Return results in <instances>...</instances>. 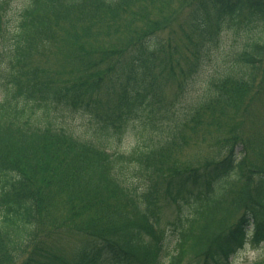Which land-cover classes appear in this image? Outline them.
<instances>
[{"label": "trees", "instance_id": "trees-1", "mask_svg": "<svg viewBox=\"0 0 264 264\" xmlns=\"http://www.w3.org/2000/svg\"><path fill=\"white\" fill-rule=\"evenodd\" d=\"M164 1L27 0L15 10L9 0H0V264L22 263L29 251L42 258L38 264H227L248 239L253 245L264 242V165L247 163V151L254 150L250 138L246 147L239 142L228 151L231 143L246 139L233 123L238 112L234 117L227 112L232 105L237 111L235 105L259 81L264 0H181L168 15L158 9L160 18L154 21L151 10ZM193 1L191 33L182 47L189 55L179 62L183 52L173 31L179 26L183 31L177 18ZM121 19L133 32L113 58L103 52L83 58L75 50L67 56L70 74L44 71L35 62L40 53L44 59L52 51L62 24H88V34L99 23L120 27ZM225 32L241 41L221 78H202L201 96L187 118L173 131L159 128L153 115L161 113L167 98L161 90L164 74L178 70L187 84L201 73ZM74 115L87 119L91 138L81 140L68 131ZM225 121L230 126L218 139L227 154L211 168L176 172L164 162L187 129L204 122L221 127ZM136 126L138 143L120 152L118 145ZM41 154L55 162L53 171L40 172L46 166ZM164 168L172 171L170 176ZM53 186L73 195L74 213L87 205L95 217L72 231L64 229L92 239L79 247L73 261L35 249L41 238V200L46 209L51 206ZM119 189L126 194L122 202L136 214L115 221L118 209H125L117 207ZM169 205L173 220L163 228ZM220 210L233 213L220 217ZM217 217L224 228H212Z\"/></svg>", "mask_w": 264, "mask_h": 264}, {"label": "rangeland", "instance_id": "rangeland-1", "mask_svg": "<svg viewBox=\"0 0 264 264\" xmlns=\"http://www.w3.org/2000/svg\"><path fill=\"white\" fill-rule=\"evenodd\" d=\"M9 1L13 9L16 10L21 9L27 0ZM175 1L177 3L174 4L170 0H165L162 3H159L154 10H151V15L154 21L160 18V14L157 13V10L161 7V10L166 15L171 11H175L177 6L179 7V2L181 0ZM193 2L194 4L183 10L177 18V20L184 25L183 31L180 30V26L173 31L174 43L176 42L180 48L179 50L183 52L178 55L177 60H179V62L182 58H185V54H187L186 50L182 49V47L185 44L184 37L191 33V30L187 25L189 24L190 16L197 4V2ZM166 5H168V7H165ZM118 21L120 27L116 28L107 23H99L97 24L99 27L95 28V24L90 27L88 34L84 30L88 27V24H82L81 26L78 24H62L56 32L55 46L52 47V51L46 54V56H48L44 59H42L43 52L40 53L41 56L38 58L36 57L35 62L40 64V68L44 71L55 72L58 74L65 72L70 74L72 65L68 57H71V53L75 54V50H77L83 58L90 57L91 55L96 54V52H103L105 55L113 58L115 56L114 53H118L122 47L126 46L124 44L129 42L131 39L129 38V35L133 32L130 27L125 26L127 19H121ZM69 29H72L76 33L70 32ZM72 33L74 34L73 36L71 35ZM164 35L166 37L169 36V31L165 32ZM240 41L241 39L234 36L231 32L221 34L218 46L211 54H207L201 73L195 75L192 79L193 81L190 80L187 84L181 81L185 75L182 76L178 70H174L173 74H164L167 80H165L161 90L165 92L164 94L167 98L162 105L163 109L161 113L153 115V121L159 126V128L173 131L181 122H183L184 119L187 118L185 116L189 114L192 105L196 103L195 101H198L201 96V79L207 78V80H219L223 71L222 68L227 61L231 62L228 60L229 54L232 52V49L236 48ZM182 65L186 69V63H182ZM232 72L233 71H231V73ZM258 80L257 86L252 88L250 93L235 105L237 106V111L236 108L234 109L233 105L227 107V112L230 113V117H234L238 112L239 118L241 119L239 120L237 117V121L233 123H235L237 128L245 134L246 139L244 142L241 138V140H236L234 143H231L228 151L231 149L235 150L238 147L239 142L246 147V141L249 140V138L252 139L254 150H248L246 153V161L249 165H264V64L261 68ZM1 98L2 94L0 93V101ZM73 117L74 118L68 120L66 126L68 131L81 140L91 138L90 136H87L89 131L87 119L81 115H74ZM229 126V121H225L221 127L208 125L204 122L202 125L196 127L193 126L192 128L187 129L186 135L181 141V144L171 146L163 156L164 162L170 164L176 172L179 170L203 171L211 168L212 165L222 160L227 154L221 151L220 147L223 144L222 140L218 138L221 137L223 130H228L227 128ZM138 133V126L129 128L126 138L122 139L121 144L118 145V150L120 152L128 153L138 143ZM112 149H114V147ZM240 151L241 148H238L236 153L240 154ZM42 155L43 154L40 155L42 158L41 160L42 162H46L44 163L46 166H44L42 171H40V167L39 171L45 173L53 171L55 168V162H48L47 160L51 159L44 155L46 157L45 159ZM171 172L172 171L168 168H164V173L169 176ZM119 190L117 207L125 209H118V213L120 214L113 218L115 221H120L124 218H132V216L136 214L134 209L127 207V205L122 202L123 199H126V194ZM48 194L52 196L50 199L51 206H48L46 209L47 205L45 206L44 201L41 200L40 215L38 216L41 225V230L39 232L41 233V238L38 240L35 249L38 251L37 254L41 253L42 255L56 256L59 260L73 261L77 255L79 247L84 242L92 239L76 233H70V231H72L71 229L75 225L79 226L80 223L88 222L89 219L93 220L95 217L89 214L91 209H88L87 205H84L74 213L71 209L70 203V201L73 200V195L69 194L68 191L67 193H60L53 186ZM173 209V205L165 207L163 211V228L166 226L167 221L173 220L171 217ZM218 213L220 217H224L233 212L229 211L227 213L225 210H220ZM70 214L74 215L75 218ZM220 217L213 219V222L211 221L212 228H224L218 222L221 219ZM64 229H69L70 231ZM172 245L173 244L167 245V252L172 249ZM42 261L43 260L40 256L36 257L34 251H29L28 257L25 258L22 263L18 264H38ZM227 264H264V242L259 245H253L251 239H248L242 248L230 257Z\"/></svg>", "mask_w": 264, "mask_h": 264}]
</instances>
